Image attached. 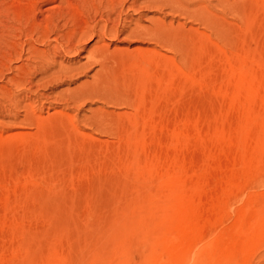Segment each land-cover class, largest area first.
Listing matches in <instances>:
<instances>
[{
  "label": "rangeland",
  "instance_id": "374dc122",
  "mask_svg": "<svg viewBox=\"0 0 264 264\" xmlns=\"http://www.w3.org/2000/svg\"><path fill=\"white\" fill-rule=\"evenodd\" d=\"M135 10L132 22L124 21L130 28L161 20L209 34L198 20L158 4ZM96 41L57 63L78 67L95 47L131 60L168 56L170 79L150 74L146 81L151 65L110 57L113 81L97 94L76 101L65 95L91 80L92 65L71 78L37 76L26 82L32 100H23L10 79L15 70L0 63V264H264V83L256 81L252 95L235 85L264 80V57L225 49L222 60L201 57L187 40L185 57L126 31ZM25 106L44 121L42 129L33 120L21 125ZM251 126L255 134L245 133Z\"/></svg>",
  "mask_w": 264,
  "mask_h": 264
},
{
  "label": "bare ground",
  "instance_id": "6f19581e",
  "mask_svg": "<svg viewBox=\"0 0 264 264\" xmlns=\"http://www.w3.org/2000/svg\"><path fill=\"white\" fill-rule=\"evenodd\" d=\"M145 3L152 4V6L153 4L155 5L158 4L159 6L161 7L164 6V8L168 9L169 13L177 12L178 15H180V17L181 15L182 16L184 15L187 16L189 19L193 18L195 19V21L193 20V23L194 22L196 23V21L198 20L200 22V23L198 22V24L202 25L201 28L204 27L207 31H209L208 32L209 34L198 33L196 31L186 32L184 31L183 29L184 27L182 26L174 28V26L171 24L170 21L169 24H166L164 22H161V20L153 22V24L149 28L142 27L141 25H139V23H137L138 21L136 20L134 26L130 28L127 25V23H124V21L127 22L128 20L130 23L132 22V20H130L131 15L129 14V11H137L135 10L136 6ZM46 4H56V6L43 11L42 6ZM158 10L160 9L158 8ZM79 11H81L80 12L81 14L79 13ZM77 15H81L82 17H84V19L80 21L79 19H77L79 17ZM228 18L230 19L232 18L233 20H235L236 25H231L232 23L231 24L229 23L230 21L228 20ZM91 20L92 22L95 21V24L93 26H90ZM69 21L72 23V28L67 29V24ZM71 23L69 24V26L71 25ZM125 31L126 33L128 32L131 36H134L139 39L147 40L156 46H160L161 48L162 47L164 49L166 48L167 50L166 49L165 50L168 52L173 51V49L176 47L183 55L184 54L187 55V53H189L188 51H190L189 49L190 46L192 49L195 50L196 53H199V55L201 53L203 54L206 53V55H208L210 58L211 57L214 58L216 56V58H219V60L221 58L217 56L223 55V51H222L223 49L227 51L226 53L230 52L240 55H243L250 50V53L252 51V53H256V55H261L262 57H264V0H236L233 3H228L225 0H0V52L3 53L2 54L3 56L0 53L1 55L0 63L7 60L8 61V63H6L8 66L7 68H12L15 70L13 77L10 79L14 80L15 86L17 87L20 86L21 88H23V91L19 92V97L22 96L21 99L23 100L24 99L32 100V97L29 96L30 87L26 88V82L30 83L37 76L39 77L38 80H42L49 76H52V78L47 80L48 82H51V80H56L57 78H61V75H68L69 78H71L72 76L69 74H73L75 72L77 73L78 71H80L79 73H83L84 71L87 72V70L92 65H98V68L97 70H95V73L91 76V80L78 85L76 88L72 90L71 89L65 90L66 93L65 95L66 96L68 95L72 100L76 101L81 99V97L85 95L87 96L88 94H91L92 92L95 93L98 90L107 88L108 86L107 84L111 83L113 81L112 77H114L113 75H111L112 77L110 76L109 74L110 70L106 66L107 65L106 62L110 57H113L118 62L121 60L126 61L128 64L131 65L143 64L140 65L141 67L146 64L148 65V67L149 65H151L150 66L151 70H148L150 69V67L149 68L146 67L147 70L146 69L144 70L146 71L145 74L143 75L145 80L147 79V75L154 74L158 76L160 80L163 79L169 81L170 75L168 71L172 67L173 60L170 57L168 58V56L165 57L163 60H159L153 55H151L150 57H143L144 55L140 54L142 55V59L137 58L131 60L130 58L128 59L123 57L122 58L116 57L115 55H112L113 53L110 54L104 51H100L99 48L95 47L92 50H90V52L87 53L84 62L78 67L68 68L69 66L67 67L63 66L62 65L63 63H57V59L61 58V56L64 55L70 56V54L72 55L74 54L77 56V54L80 51H83L82 45L88 40L89 41L90 39L92 40L94 37L97 38L96 41L97 44L99 43V41H102L104 36H108V35L116 36L118 33ZM194 34L195 36H197L198 40H194L193 42L192 41L193 37L191 38L190 36ZM199 38H201L202 41ZM186 40L187 43H189V46L187 45ZM252 40L255 42L254 48H250L249 43H251ZM31 41H34L40 44L41 46H43L44 50L35 49ZM253 41L252 43H254ZM52 42L54 43L53 45L51 44ZM233 48L235 49V51ZM174 51H177V49ZM133 55H136V53L135 54L133 53ZM186 55L184 56L186 57ZM199 55L196 54L195 56L198 57ZM200 56L202 57L203 55ZM200 56L199 58H197L198 61H202L203 59V58L200 59ZM185 60L187 61V59ZM12 61L21 62V65H19L18 67H14V66L12 67V65L10 64L12 63ZM190 61L194 63L193 59ZM216 61L218 62V59H216ZM1 64L4 65L5 63L3 62ZM209 64L212 65L211 62ZM141 67L140 69L142 71H140L141 73L140 77L142 76V72H143L142 69L143 67L142 68ZM163 68H167L168 70L167 71L165 70L164 72ZM11 71L9 69V71L7 70L6 72H11ZM122 76L124 77V75ZM1 77L4 78V76L2 75ZM148 77L150 78V76ZM142 81L143 80H141V82ZM256 81L258 83H264V80L262 79L256 80L254 78H251V79H238L236 80L235 85H238V87L240 86L248 95H252L255 92V88H253L252 85L257 83ZM149 82L147 83L149 84ZM42 86L44 87V85L41 84V87ZM109 87L112 88L113 86L111 87L110 85ZM113 90L115 91V89ZM259 93L261 92L259 91ZM38 96L39 95L37 94L35 97ZM19 97H16L18 99L17 100L18 103L20 102ZM16 98L14 99L16 100ZM26 106L28 107L30 105H26ZM26 106L25 108L22 107L24 108L25 111H24L23 119L21 121L22 123L21 125H23V123H25L26 125L27 123L32 122L33 120V122H35L37 126L42 129L43 128L42 125L44 121L35 118L36 116L34 115L35 114L34 110L32 108H27ZM257 111L255 110V112L258 114ZM257 114L254 113L253 115H257ZM64 124L66 125V123ZM58 125L57 124L54 125L55 127H57V131L59 129ZM54 126H53L54 130H56ZM255 132L256 129L255 130L249 129L245 131V133L250 135L255 134ZM234 140L236 141V139ZM261 144H259V146Z\"/></svg>",
  "mask_w": 264,
  "mask_h": 264
}]
</instances>
